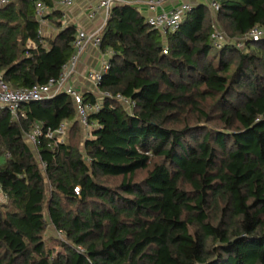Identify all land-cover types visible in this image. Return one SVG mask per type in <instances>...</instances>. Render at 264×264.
Listing matches in <instances>:
<instances>
[{
	"label": "trees",
	"instance_id": "trees-1",
	"mask_svg": "<svg viewBox=\"0 0 264 264\" xmlns=\"http://www.w3.org/2000/svg\"><path fill=\"white\" fill-rule=\"evenodd\" d=\"M37 1L50 7L55 37L38 33ZM58 1L0 6L10 87L58 78L71 60L77 28L63 25ZM216 1V14L194 4L166 34L133 4L111 8L99 89L136 106L98 99L83 141L66 92L23 104L18 120L0 108V264H264V38L242 49L211 39L214 17L230 40L264 29V0ZM38 123H67L66 141L42 137L34 148L25 134ZM49 224L62 251L47 246Z\"/></svg>",
	"mask_w": 264,
	"mask_h": 264
},
{
	"label": "built area",
	"instance_id": "built-area-1",
	"mask_svg": "<svg viewBox=\"0 0 264 264\" xmlns=\"http://www.w3.org/2000/svg\"><path fill=\"white\" fill-rule=\"evenodd\" d=\"M75 0H59L57 5L60 6L62 19L67 17V9L73 4ZM123 0H99L98 3L89 11L88 17L94 18L101 10L106 11V18L102 25L95 29L88 31L83 28H79L75 34L73 47L74 54L71 60L63 68V71L58 78H50L47 82L36 84L30 88H12L8 83L4 81L0 76V108H4L9 111L13 119H20L25 117V112L22 110V105L33 101H42L55 96L59 92H66L69 94L76 107L77 115L84 130L90 131L93 125L89 116L91 113L98 112L101 109V101L103 97L116 98L127 111L133 112L136 106V101L132 98L126 97L122 94L113 95L109 92H103L99 89V84L103 79V75L108 72L111 66L110 57L113 54L112 50L106 53H102V63L98 69L92 68L87 71V78L92 82L95 87L94 94L97 100L95 102L85 101L83 98V92L69 84V79L76 71L80 62L82 54L88 47H95L100 49L102 42L103 28L109 18L111 8L122 2ZM148 6L151 14L147 16L148 23L161 33L166 34L177 30L186 16V13L192 9L194 4L192 0H181V2L172 7L169 10L162 9L157 10L165 0H144ZM8 0H0V6L6 4ZM208 5L212 12H216L220 9V4L216 0H209ZM51 11L50 7L43 4L41 1L36 2V14L41 23L38 33L43 34V25L46 21V16ZM216 22L213 23V32L211 39L213 44L217 48L223 47L227 43H233L239 48H244L246 41L249 39L258 40L264 38V29L258 26L253 27L249 32L241 37L229 39L228 36L220 29L217 28ZM168 52V47L164 48V53ZM68 124L61 123L56 128L48 127L44 129L43 123H38L34 126L31 132L25 134L27 141L34 148H38L41 144V138L47 137L54 140L55 144L63 142L64 135L67 131ZM42 167H45V163L41 162ZM75 191L79 192V186L75 188ZM78 250L83 252L84 248L78 246Z\"/></svg>",
	"mask_w": 264,
	"mask_h": 264
},
{
	"label": "crops",
	"instance_id": "crops-1",
	"mask_svg": "<svg viewBox=\"0 0 264 264\" xmlns=\"http://www.w3.org/2000/svg\"><path fill=\"white\" fill-rule=\"evenodd\" d=\"M99 0H75L73 4L67 9V17L63 19V25H75L77 30L79 28L91 31L96 27L102 25L106 18V11L101 10L94 18H89L88 13L98 3ZM181 0H165L164 3L157 8V10L166 9L169 10L172 7L178 5ZM209 0H192L193 4L206 3ZM119 4H133L135 5L146 17L151 14L147 4L144 0H123ZM209 6V5H208ZM60 8V6H59ZM62 9V8H60ZM43 36L55 37L59 29L56 28L51 21L46 18L43 25ZM27 44L30 48H35L36 43L29 39ZM102 63V52L95 47H88L82 54L78 67L72 77L69 79V84L81 92L92 91L96 89L92 82L87 78V71L89 69H98Z\"/></svg>",
	"mask_w": 264,
	"mask_h": 264
},
{
	"label": "rangeland",
	"instance_id": "rangeland-1",
	"mask_svg": "<svg viewBox=\"0 0 264 264\" xmlns=\"http://www.w3.org/2000/svg\"><path fill=\"white\" fill-rule=\"evenodd\" d=\"M212 22H213V23L216 22V25L218 26L217 28H220V29H221V30H222V31L228 36L227 31H226V30L223 28V26L217 21L216 17L213 18ZM212 26H213V24H212ZM228 38H229V36H228ZM216 51H217L216 48H213V49H212V52H213V53L216 52ZM88 135H89V131L84 130L83 133H82V135H81V136H82V137H81L82 141L84 140V137H85V136H88ZM66 136H67V131H66V133H65V135H64L63 142L66 141V138H67ZM46 189H47L48 191H50L51 188H50V184H49V183H47V185H46ZM4 200H5V198H4L3 196H0V201H4ZM45 238H46V240H47V246H48V248L54 250V253L63 250L62 247L60 246V244L58 243V241L55 240V239H53V238H57L58 240H65L64 235H62L61 233H59L58 231H56V230L53 228V226L50 225V224L47 225V227H46Z\"/></svg>",
	"mask_w": 264,
	"mask_h": 264
}]
</instances>
